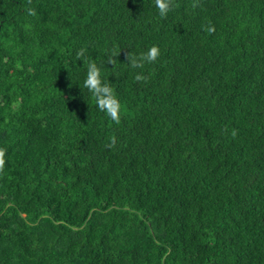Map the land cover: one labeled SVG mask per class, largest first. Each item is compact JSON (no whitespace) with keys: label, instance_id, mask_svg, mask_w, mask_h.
<instances>
[{"label":"trees","instance_id":"trees-1","mask_svg":"<svg viewBox=\"0 0 264 264\" xmlns=\"http://www.w3.org/2000/svg\"><path fill=\"white\" fill-rule=\"evenodd\" d=\"M193 2L0 0V264H264V0Z\"/></svg>","mask_w":264,"mask_h":264},{"label":"clouds","instance_id":"clouds-1","mask_svg":"<svg viewBox=\"0 0 264 264\" xmlns=\"http://www.w3.org/2000/svg\"><path fill=\"white\" fill-rule=\"evenodd\" d=\"M28 3L31 4V0H28ZM154 5L158 10V15L160 18H167V15L175 7V0H154ZM199 6V0H194L192 7L196 8ZM27 13L30 16H35L36 11L34 8H28ZM206 32L211 34L214 32L213 26H205L204 29ZM121 52V49L114 50L109 56L107 63L115 66L117 57ZM125 59L129 66L132 69H142L145 64L155 63L160 56V49L158 46H151L147 51L140 54H132L130 52L124 53ZM77 60L82 62H87L86 76L83 81L84 87L91 93L92 97L95 100L97 108L107 114V116L115 124H119L121 120V103L116 95L110 82H106L101 73V68L97 65L95 60L87 58L86 49L81 48L76 52ZM137 82L147 81L148 77L144 76L141 73H137L134 77ZM231 135L236 136V131L233 130ZM117 137L110 136L109 143L105 145L106 148H114L117 144ZM6 152L7 150L3 147H0V172L4 170L6 164Z\"/></svg>","mask_w":264,"mask_h":264}]
</instances>
